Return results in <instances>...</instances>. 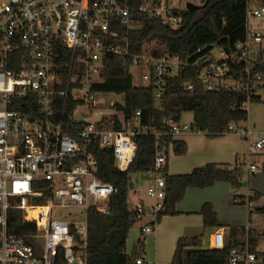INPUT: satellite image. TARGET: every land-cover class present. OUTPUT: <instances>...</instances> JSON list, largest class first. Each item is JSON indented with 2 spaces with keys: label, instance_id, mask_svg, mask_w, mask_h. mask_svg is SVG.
<instances>
[{
  "label": "built area",
  "instance_id": "obj_1",
  "mask_svg": "<svg viewBox=\"0 0 264 264\" xmlns=\"http://www.w3.org/2000/svg\"><path fill=\"white\" fill-rule=\"evenodd\" d=\"M204 1L0 0V264H58L60 252L64 264H88L89 210L107 213L117 191L114 184L99 178L98 161L90 145L98 138L102 148L114 152L121 171L130 168L137 150L131 132L107 127L112 124L110 110L124 105L125 96L116 94L122 101L99 104L100 93L93 89L106 55L131 58L136 86L154 85L158 100L170 77L196 71L208 90L254 92L264 101V92L257 88L263 77L255 70L264 51L260 28L264 5L249 11L247 37L230 50L212 45L186 57L132 52L129 31L143 27V16L177 27L183 21V11L190 10L189 3L202 6ZM63 46L71 51L68 62ZM185 87L194 88L190 80ZM31 95L37 97L36 112L13 108L30 105L21 100ZM70 99L76 103L72 120L82 124V142L65 132L64 119L58 117V110ZM251 103L249 97L242 105L249 110ZM104 119L108 120L103 123ZM102 124L105 127L101 128ZM229 129L248 140V161L242 162L245 172H261L255 158L264 152V131L254 135L250 126L236 124ZM142 132L151 133L147 127ZM172 132L178 136L198 131L191 123L177 121ZM156 149L155 167L138 174L149 202L140 199L135 204L138 220L151 215L155 223L160 211L166 209L165 167L170 150L159 142ZM255 195L250 191L247 198ZM233 199L241 201L239 191ZM14 208L24 212L25 222L36 225L32 237L38 247L9 232V212ZM154 229L155 224L143 231ZM212 246L225 247L222 230L212 234ZM230 259L234 264L258 262L247 247L233 248ZM137 263L143 264L142 259Z\"/></svg>",
  "mask_w": 264,
  "mask_h": 264
},
{
  "label": "trees",
  "instance_id": "obj_2",
  "mask_svg": "<svg viewBox=\"0 0 264 264\" xmlns=\"http://www.w3.org/2000/svg\"><path fill=\"white\" fill-rule=\"evenodd\" d=\"M205 3L207 5L202 9L183 11V21L177 27L160 18L143 16V27L129 31L132 52L140 54L151 51L157 56L177 53L186 57L194 55L201 47L212 45L230 50L238 41L246 39L248 13L251 9L264 5V0H205ZM62 52L66 57L65 62L70 61L71 51L63 46ZM103 63L104 67L93 89L98 93L125 96L124 105L117 104L110 110L112 124L108 123L107 127L131 132L137 150L130 168L121 171L116 164L114 152L102 148L98 138L90 145V150L98 161L99 178L114 184L117 191L110 198L107 213H101L95 208L89 210L88 264H138L137 260L145 255L146 242L140 237L129 252V235L138 221V212L130 196L135 188L134 175L155 167L157 142L167 144L170 149L167 154L168 165L171 154L181 156L188 150L186 140L172 132V124L182 121L185 112L194 113L192 125L196 131L204 132L209 137H219L230 133L232 124L242 125L249 120L250 111L242 105L249 97L254 103L263 101L261 94L254 92L208 90L196 71L180 77H170L162 99L158 100L154 85L136 86L131 58L108 54L103 58ZM255 70L263 77L257 88L259 92H264V51ZM189 80L193 83V90L185 87V82ZM21 101L31 103L19 104L13 108L26 113L38 110L36 96L31 95ZM75 107L76 103L70 99L65 108L58 110V117L64 119L65 132L82 142V124L72 120ZM107 120L104 119L103 123ZM145 127L151 133H143ZM167 165L166 209L160 211L158 220L164 215L178 213L177 205L183 201L189 188L203 189L217 182L229 183L235 189L244 185L245 163L234 168L208 163L191 172L180 174H170ZM257 211L264 214V207ZM201 213L206 229L220 227L212 203H205ZM23 217L24 212L21 209L10 210L9 232L24 237L37 246L32 237L36 233V225L25 222ZM263 236L264 232L260 233L252 226L228 227L225 232V247L220 249L204 246V233L193 237L182 236L178 239L170 264H234L230 258L235 247H247L256 254L257 264H264V249L260 248ZM58 264H64L62 252L59 253Z\"/></svg>",
  "mask_w": 264,
  "mask_h": 264
},
{
  "label": "crops",
  "instance_id": "obj_3",
  "mask_svg": "<svg viewBox=\"0 0 264 264\" xmlns=\"http://www.w3.org/2000/svg\"><path fill=\"white\" fill-rule=\"evenodd\" d=\"M252 131L254 135L263 132L264 124L258 127L254 123ZM178 137L186 140L188 150L181 156L170 155L167 165L170 174L188 173L208 163H218L234 168L247 161L248 140L238 132L219 137H209L204 132H195L178 135ZM255 161L263 170L250 175L247 180L244 179L242 188L235 189L226 182H217L203 189L189 188L183 201L177 205V214L164 215L157 223L154 217H149L141 225L139 235L133 242L134 246L140 237L145 239L146 252L141 258L143 264H170L178 239L182 236L193 237L204 233V246L213 247L212 234L216 230H222L225 233L228 227L252 226L263 233L262 223L257 227L253 221H255L254 217H264L263 213L257 211L258 208L264 207V152L260 153ZM237 191L241 198L240 202L233 199ZM250 191H254L256 195L249 200L247 195ZM140 199L149 202L146 196H140ZM207 202L212 203L217 212L220 227L216 229L205 228L201 209ZM145 219L146 217L143 218ZM153 224H155L153 232L143 231L145 226ZM133 246L129 252L132 251Z\"/></svg>",
  "mask_w": 264,
  "mask_h": 264
},
{
  "label": "rangeland",
  "instance_id": "obj_4",
  "mask_svg": "<svg viewBox=\"0 0 264 264\" xmlns=\"http://www.w3.org/2000/svg\"><path fill=\"white\" fill-rule=\"evenodd\" d=\"M254 22H258L257 20H252V23ZM260 28L263 29L264 31V21H262ZM138 80H135V83H137ZM112 99H116L119 101H122V98L117 96L114 93H100L99 95V99L98 102L99 104H108ZM249 111H250V116H249V120L247 122H245V126H248L249 124L253 127V124L256 123L258 127H261L262 124H264V101L263 102H252L251 105L249 106ZM194 120V113L193 112H185L183 114L182 117V121L183 122H188V123H193ZM250 126V127H251ZM251 127V128H252ZM258 130V129H256ZM191 133H195V132H191ZM248 161V159H247ZM250 177V175L245 172L244 174V179H248ZM134 180H135V188L134 191H132L131 196H130V200L131 202H133L134 204L139 202V198L140 196H146V189L145 186L142 184L141 180L138 179V175H134ZM149 217H153L151 215L146 216L145 220H138L135 227L131 230L130 235H129V239H128V249H131V247L133 246V242L134 240L137 238V236L139 235V230L142 224L145 223V221L149 218ZM255 221H253V223H256V226L259 227L261 224L262 228L264 230V217H254ZM261 249H264V236L261 240V245H260Z\"/></svg>",
  "mask_w": 264,
  "mask_h": 264
},
{
  "label": "water",
  "instance_id": "obj_5",
  "mask_svg": "<svg viewBox=\"0 0 264 264\" xmlns=\"http://www.w3.org/2000/svg\"><path fill=\"white\" fill-rule=\"evenodd\" d=\"M206 5H207V3H205L202 6H198V5H194V4L189 3L188 7H189L190 10H199V9L204 8Z\"/></svg>",
  "mask_w": 264,
  "mask_h": 264
}]
</instances>
